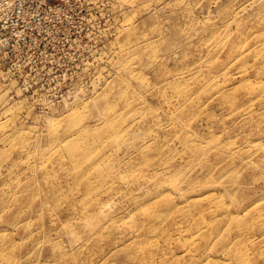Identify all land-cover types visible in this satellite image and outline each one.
Instances as JSON below:
<instances>
[{"label": "rangeland", "instance_id": "1", "mask_svg": "<svg viewBox=\"0 0 264 264\" xmlns=\"http://www.w3.org/2000/svg\"><path fill=\"white\" fill-rule=\"evenodd\" d=\"M0 264H264V0H0Z\"/></svg>", "mask_w": 264, "mask_h": 264}, {"label": "bare ground", "instance_id": "2", "mask_svg": "<svg viewBox=\"0 0 264 264\" xmlns=\"http://www.w3.org/2000/svg\"><path fill=\"white\" fill-rule=\"evenodd\" d=\"M76 120V122L78 121V119H75ZM74 124V123H73ZM243 186V185H242ZM248 187V186H247Z\"/></svg>", "mask_w": 264, "mask_h": 264}]
</instances>
